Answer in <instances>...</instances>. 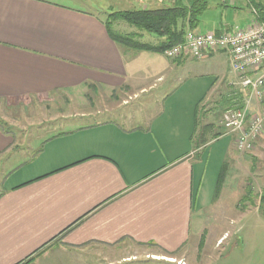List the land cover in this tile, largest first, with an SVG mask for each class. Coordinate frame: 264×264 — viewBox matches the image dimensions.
I'll use <instances>...</instances> for the list:
<instances>
[{
    "label": "crops",
    "instance_id": "obj_1",
    "mask_svg": "<svg viewBox=\"0 0 264 264\" xmlns=\"http://www.w3.org/2000/svg\"><path fill=\"white\" fill-rule=\"evenodd\" d=\"M79 92L87 110L29 143L1 121L0 172L12 165L0 184V264L131 263L121 247L174 262L207 199L205 150L225 136L216 138L210 109L246 96L229 56L128 55L103 19L68 0H0V103L27 107ZM94 93L104 109H93ZM143 96L138 110L121 111Z\"/></svg>",
    "mask_w": 264,
    "mask_h": 264
},
{
    "label": "rangeland",
    "instance_id": "obj_2",
    "mask_svg": "<svg viewBox=\"0 0 264 264\" xmlns=\"http://www.w3.org/2000/svg\"><path fill=\"white\" fill-rule=\"evenodd\" d=\"M68 1L73 6L94 13L104 21H107L110 13L141 10L145 6H154L152 3L157 2V0H95L97 2L88 7V4ZM251 1L256 5V2L260 0ZM183 3L187 4V0ZM252 20L251 9L246 0H236L234 4L223 3L222 0H209L208 9L199 17L197 31H213L219 27L243 28ZM110 27L116 33L131 35L132 39L140 43L152 45L158 43L155 36L141 35L139 31L129 27L123 21H112ZM124 49L128 51V55L135 53V50ZM157 56L159 58L162 55ZM90 96H93L95 111L104 109V106L100 104L98 93L90 94ZM69 99L63 94H57L53 101L37 102L35 99L27 107H7L5 103H0V124L4 119L9 120L7 125L9 127L4 126L20 139L27 138L26 143H29L28 136L57 130L65 125L66 120L73 118L70 115L87 110L88 107L82 106L80 92L75 93L71 100ZM146 100L147 98L143 96L121 111L138 110L137 106ZM112 103L113 100L109 105ZM227 107V102H224L223 105L219 104L210 109L208 121L214 122L217 134L224 132L219 127V121ZM203 118L204 114L201 112L200 126L205 122ZM74 122V125L81 124L80 119ZM23 129L24 132H20ZM233 142L231 136L225 135L205 150L202 161L207 175L204 180L203 194L207 196V199L199 215L193 218L191 239L185 248L176 254L175 261L167 262L168 258L158 257L160 260L150 255L146 256L142 248L123 247L122 249L121 247L123 256L127 250L135 255L129 264H176L177 259H182L184 264H264V202L260 203V196L264 191V135L255 143L253 151L244 154L236 152ZM29 158L23 157L20 163L28 161ZM7 161L1 165L5 169L0 172V184L3 173H7L5 176H8L11 169L12 164L6 165ZM211 173L214 175H212L213 178ZM151 251L155 253L154 250ZM116 260L118 261L113 264H128L122 263L123 261L117 257Z\"/></svg>",
    "mask_w": 264,
    "mask_h": 264
},
{
    "label": "built area",
    "instance_id": "obj_3",
    "mask_svg": "<svg viewBox=\"0 0 264 264\" xmlns=\"http://www.w3.org/2000/svg\"><path fill=\"white\" fill-rule=\"evenodd\" d=\"M253 16L243 28L188 33L182 42L163 52L169 60L190 57L197 61L216 51L227 53L230 70L238 85L246 90V96L241 105L222 113L220 123L225 135L233 138L234 148L240 154L253 151L255 143L264 135V17L260 20L256 11Z\"/></svg>",
    "mask_w": 264,
    "mask_h": 264
},
{
    "label": "trees",
    "instance_id": "obj_4",
    "mask_svg": "<svg viewBox=\"0 0 264 264\" xmlns=\"http://www.w3.org/2000/svg\"><path fill=\"white\" fill-rule=\"evenodd\" d=\"M176 0L167 7L157 9H141L136 11L114 12L108 15L105 27L111 40L117 45L135 51H152L163 53L165 49L182 42L188 33H195L199 26V17L208 9L209 0ZM260 20L264 15V7L256 4ZM120 20L142 34L155 36L157 44L140 43L131 35H123L111 30L112 21ZM221 134H217L218 138ZM264 202V191L260 203ZM31 260L24 264H29Z\"/></svg>",
    "mask_w": 264,
    "mask_h": 264
}]
</instances>
